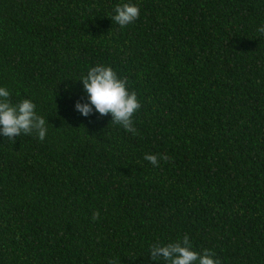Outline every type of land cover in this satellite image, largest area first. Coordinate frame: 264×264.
<instances>
[{
    "label": "trees",
    "instance_id": "1",
    "mask_svg": "<svg viewBox=\"0 0 264 264\" xmlns=\"http://www.w3.org/2000/svg\"><path fill=\"white\" fill-rule=\"evenodd\" d=\"M124 3L140 16L121 27ZM261 26L264 0H0V87L48 122L0 135V264H170L151 245L185 235L264 264ZM98 64L137 93L135 135L75 109Z\"/></svg>",
    "mask_w": 264,
    "mask_h": 264
},
{
    "label": "clouds",
    "instance_id": "2",
    "mask_svg": "<svg viewBox=\"0 0 264 264\" xmlns=\"http://www.w3.org/2000/svg\"><path fill=\"white\" fill-rule=\"evenodd\" d=\"M115 15L111 17L119 26L125 27L140 16V8L136 4L124 3L117 5L114 9ZM264 34V26L257 29ZM82 81L84 91L87 93V102L77 101L75 109L83 116H89L93 110L101 116L111 114V122L122 126L126 131L136 134L133 126V116L141 108L135 91H129L128 79L119 78L117 73L110 67L98 64L91 67ZM47 121L36 112V105L29 99H24L18 104L10 100V92L0 87V135L7 140L15 142L16 137L21 134H35L40 141H43L47 134ZM144 159L153 166H159L161 159L167 161V154H145ZM99 211H94L92 220L99 218ZM150 259L161 260L170 264H221L215 253L205 249L198 253L192 249L187 235L183 240L174 243L161 245L155 243L150 247ZM108 264H118L115 259H110Z\"/></svg>",
    "mask_w": 264,
    "mask_h": 264
}]
</instances>
